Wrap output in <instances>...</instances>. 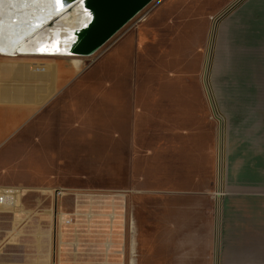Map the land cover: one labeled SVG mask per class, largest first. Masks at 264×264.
Wrapping results in <instances>:
<instances>
[{"label": "rangeland", "instance_id": "rangeland-1", "mask_svg": "<svg viewBox=\"0 0 264 264\" xmlns=\"http://www.w3.org/2000/svg\"><path fill=\"white\" fill-rule=\"evenodd\" d=\"M236 1L152 0L93 55L56 59L74 69L64 78L60 126L37 120L32 154L26 159L22 145L14 157L0 161L9 170L0 175V188L30 189L14 196L0 191L10 195L0 206V264H169V204L184 196L169 193L173 185L164 179L174 161L170 120L178 127L177 152L197 160L187 170L191 183L204 176L200 165L211 144L219 147L204 76L214 23ZM232 12L217 24L208 76L217 104L225 88L219 33ZM173 104L178 108L171 119ZM157 157L162 174L158 170L155 178ZM218 173L216 207L226 195L220 166ZM203 215L201 209L195 216L198 251Z\"/></svg>", "mask_w": 264, "mask_h": 264}, {"label": "crops", "instance_id": "crops-1", "mask_svg": "<svg viewBox=\"0 0 264 264\" xmlns=\"http://www.w3.org/2000/svg\"><path fill=\"white\" fill-rule=\"evenodd\" d=\"M219 43L225 49L221 58L224 59L225 88L219 93L218 104L215 103L219 147L217 150L211 144L206 161L200 165L206 168L204 176L193 177L191 183H188L187 170L196 168L197 160L191 158V153L177 152L178 127L170 120L169 154L174 161L170 162L169 177L164 175V179L167 177L173 185L169 193L184 196L169 204V264H264V0H242L233 9L232 19L220 29ZM56 59L62 57H3L0 54V161L14 157L22 145H25L26 159L28 152L32 154L37 120L48 122L46 127L60 126L57 119L60 113L64 117L66 103L64 78L74 69L66 70ZM75 65L79 68L81 62ZM177 108L171 105V119L176 116ZM220 119L224 126L222 145ZM185 123H189L188 119ZM132 155L129 150V184H132ZM155 159L157 178L158 170L162 174V162L160 157ZM219 166L221 191L224 188L226 195L216 207L212 192ZM178 167L184 169L180 174ZM7 173L8 169L0 167V175ZM5 190L14 196L30 189L0 188ZM201 209L204 232L198 251L195 240L199 236L194 235V226H198L195 216ZM174 233L179 235L175 237Z\"/></svg>", "mask_w": 264, "mask_h": 264}, {"label": "bare ground", "instance_id": "bare-ground-1", "mask_svg": "<svg viewBox=\"0 0 264 264\" xmlns=\"http://www.w3.org/2000/svg\"><path fill=\"white\" fill-rule=\"evenodd\" d=\"M98 2L0 0V54L87 57L78 53V48L85 45L89 31L101 18ZM52 19L60 20L48 28Z\"/></svg>", "mask_w": 264, "mask_h": 264}, {"label": "water", "instance_id": "water-1", "mask_svg": "<svg viewBox=\"0 0 264 264\" xmlns=\"http://www.w3.org/2000/svg\"><path fill=\"white\" fill-rule=\"evenodd\" d=\"M152 0H99L98 6L101 18L92 27L86 37L84 46L78 48V53L82 56H91L115 36L125 25H127L136 15H138ZM242 0H237L226 9L215 21L210 41L209 54L205 69L204 85L207 90L211 109L218 119V112L209 86L208 76L211 64V57L214 48L215 35L219 20L224 18ZM224 126L220 119V145L224 137Z\"/></svg>", "mask_w": 264, "mask_h": 264}, {"label": "built area", "instance_id": "built-area-1", "mask_svg": "<svg viewBox=\"0 0 264 264\" xmlns=\"http://www.w3.org/2000/svg\"><path fill=\"white\" fill-rule=\"evenodd\" d=\"M0 206H3V205H5L6 204V201H7V199H8V197L10 196H8V197H6V195H4L5 193H1L0 192Z\"/></svg>", "mask_w": 264, "mask_h": 264}]
</instances>
